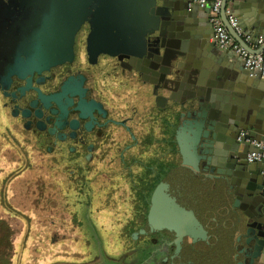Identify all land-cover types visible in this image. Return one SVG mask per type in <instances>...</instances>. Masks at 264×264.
I'll return each instance as SVG.
<instances>
[{"label":"water","instance_id":"95a60500","mask_svg":"<svg viewBox=\"0 0 264 264\" xmlns=\"http://www.w3.org/2000/svg\"><path fill=\"white\" fill-rule=\"evenodd\" d=\"M190 2L116 0L117 7H110L107 13L106 19L117 31L108 30L104 44L122 45L126 57L138 61L149 74L144 81L149 86L140 91L142 97L155 98L158 104L168 101V119L177 144L174 154L180 156V162L152 193L145 228L132 232V237L137 239L144 230L169 228L180 236L186 232L190 254H203L200 264H264V165L260 169L247 160L248 153L258 150L253 141L264 140V94L250 98L252 91L246 86V94L233 99L231 90L236 88L228 70L231 67H225L220 55L214 59L222 66L212 72L193 61L188 46L200 45L198 39L206 34H200L199 8ZM227 4L228 0H222L221 18L229 32L251 52H263L264 45L252 48L230 24ZM86 5L82 0L70 2L67 15L60 19L57 40L69 48L70 58ZM251 6L258 36L264 32V0H251ZM48 24L55 25L54 16L47 19ZM49 36L47 32L41 38L32 32L27 39L38 43ZM62 51L61 61H56L66 62L70 58ZM26 52L32 59L42 56L35 45ZM248 72L251 78L238 65L236 73L241 77L235 80L247 85L261 79V73ZM125 84L130 85L131 79ZM81 103L85 105V99L80 96ZM176 197L183 202L178 203ZM173 214L177 215L174 220Z\"/></svg>","mask_w":264,"mask_h":264},{"label":"flooded vegetation","instance_id":"af4514ba","mask_svg":"<svg viewBox=\"0 0 264 264\" xmlns=\"http://www.w3.org/2000/svg\"><path fill=\"white\" fill-rule=\"evenodd\" d=\"M70 2L74 4V0H0V102L9 114V129L22 128L31 134L35 147L67 158L79 177H85L89 191L98 187L101 192L133 193L135 212L127 219L140 230L145 228L154 189L180 162L174 154L177 144L168 101L158 104L155 98H145L140 108L137 86L147 76L138 61L126 57L122 45L104 44L108 30L116 27L106 19L110 7H117L116 0H82L87 4L85 20L75 35L73 58L69 57V48L62 47L57 36ZM52 16L55 25L46 26ZM32 32L50 36L34 43L27 39ZM34 45L41 51L39 60L27 55ZM62 49L70 58L66 62H59ZM127 78L130 85L125 84ZM76 93L85 105H79ZM111 178L116 184H110ZM185 233L144 230L132 248L134 258L126 264H198L203 254H190Z\"/></svg>","mask_w":264,"mask_h":264},{"label":"rangeland","instance_id":"374dc122","mask_svg":"<svg viewBox=\"0 0 264 264\" xmlns=\"http://www.w3.org/2000/svg\"><path fill=\"white\" fill-rule=\"evenodd\" d=\"M9 122L0 102V263L9 264L10 258L11 264H48L61 255L102 264L95 258L102 249L109 264L132 261L137 239L125 235L123 227L135 212L134 194L93 187L89 204L87 187L78 183L81 177L71 162L38 149L30 133L9 129Z\"/></svg>","mask_w":264,"mask_h":264},{"label":"crops","instance_id":"0c3cea01","mask_svg":"<svg viewBox=\"0 0 264 264\" xmlns=\"http://www.w3.org/2000/svg\"><path fill=\"white\" fill-rule=\"evenodd\" d=\"M236 3L237 7H236ZM196 5L199 8L198 12V19L200 20V26H199V32L200 34L205 33V37L202 39H198L199 42L201 41V44H195V45H189L188 49L190 50L189 55L191 58H193L194 62H199L200 64H205L206 67H204L207 72H212V70L218 69L219 62H216L214 59V56L220 55L221 58L226 63L225 67H231V69H228L231 71L232 76V83L235 86L236 89L231 90V97L233 99H236L235 97H239L240 94H246L245 87L250 86V90L252 91L248 96L250 98L254 97V94L263 95L264 94V75L261 76V79L258 80L257 83L252 84L253 82H248L247 85L242 83L241 81H237L235 79H240L241 75H238L237 72V66L241 65L244 72H247L248 77L251 78L252 74H250L244 64L243 61L231 50V49H222L220 48L217 43L214 41V27L210 21V10L211 5L210 3H207L205 5H200L197 2H190V5ZM231 9V12H233L235 18L238 21V24L240 26L242 34L249 35V44L252 46V48L259 49L261 48L264 43L258 44L255 40V36L258 33V29L255 26V19L256 16L253 15V10L251 9V0H233L232 2L228 3V6ZM238 16V17H237ZM193 47V48H192ZM223 55V56H222ZM145 76L150 77L149 74L144 73ZM235 80V81H234ZM149 86V84H146ZM144 85V82L138 83V89L140 92L142 89H147L148 86ZM244 91V93L242 92ZM130 92V91H129ZM127 95V98L129 95L128 91L125 93ZM138 96V97H137ZM136 98L139 99L138 104L141 108L142 105L145 103V98L141 95H137ZM154 100V99H153ZM257 163V164H256ZM253 165H257L258 168L261 169L263 163L260 161H254L251 162ZM264 172V169H263Z\"/></svg>","mask_w":264,"mask_h":264},{"label":"built area","instance_id":"2783aa9c","mask_svg":"<svg viewBox=\"0 0 264 264\" xmlns=\"http://www.w3.org/2000/svg\"><path fill=\"white\" fill-rule=\"evenodd\" d=\"M200 5L210 3V21L214 27V41L222 49H231L242 61L244 66L252 73H261L264 75V51L261 53H254L242 46L229 32L221 18L222 0H191ZM233 0H228L232 2ZM228 6V4H227ZM226 13L230 24L240 34H242L237 19L229 7H226ZM245 41L249 42L250 36L242 34ZM258 44L264 43V32L255 37ZM245 135L243 131L240 138ZM258 148L257 151L248 153L247 160L249 162L261 161L264 164V140L253 141Z\"/></svg>","mask_w":264,"mask_h":264},{"label":"trees","instance_id":"16d2710c","mask_svg":"<svg viewBox=\"0 0 264 264\" xmlns=\"http://www.w3.org/2000/svg\"><path fill=\"white\" fill-rule=\"evenodd\" d=\"M174 144H175V140H174ZM175 147H176V144H175ZM83 182L84 181H82L81 183H83ZM85 192L89 193V200H90L89 204H90L91 201H93L92 200L93 198L91 197L92 195L90 194L91 191H89L88 188H86ZM86 225H87V228H89V232H90L91 236L93 233V235L96 237L94 224L92 222L88 221V222H86ZM137 228H138V226H135V224H130L128 222V219L126 220L125 227H123V229L125 231H127V233L125 235H128V233H130V237L132 238V240L134 239L132 237V232H134ZM124 238H125V236H124ZM96 257L103 259L102 264H109V262H106V260H105V253H104L103 249L99 252L98 255H95V258ZM110 259H111V257H110ZM3 262L4 263L1 262L0 264H6V260H3ZM86 262H88V261L72 260V258H69V257L67 258V257H62L61 255H59V256L56 255L54 259H52L51 261L48 262V264H81V263H86ZM93 262H94V260H93ZM110 263H112V262H110ZM9 264H11L10 258H9Z\"/></svg>","mask_w":264,"mask_h":264}]
</instances>
